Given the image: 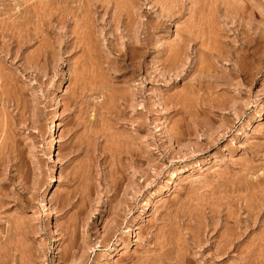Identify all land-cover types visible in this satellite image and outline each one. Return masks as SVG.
<instances>
[{
    "label": "rangeland",
    "instance_id": "rangeland-1",
    "mask_svg": "<svg viewBox=\"0 0 264 264\" xmlns=\"http://www.w3.org/2000/svg\"><path fill=\"white\" fill-rule=\"evenodd\" d=\"M39 1L0 0V225L18 264H264V0L110 1L137 16L95 34L47 32L31 8L27 34L13 12Z\"/></svg>",
    "mask_w": 264,
    "mask_h": 264
},
{
    "label": "bare ground",
    "instance_id": "bare-ground-1",
    "mask_svg": "<svg viewBox=\"0 0 264 264\" xmlns=\"http://www.w3.org/2000/svg\"><path fill=\"white\" fill-rule=\"evenodd\" d=\"M61 1V0H60ZM110 1H116V0H64V1H62V3H64L65 4V6H66V3H67V5H68V2L70 3V2H72L74 5H75V2H78L79 3V5H75V7L73 8V6L72 7H70V12H67L66 13V11L67 10H65V11H60L61 9H60V4H61V2H59L58 0H46V1H39L35 6H29V4L27 5L26 3V5L24 4V5H19V10H17L16 12H13V14H14V17H15V19H18L19 21H24V22H26L27 21V19H28V17H29V14H31V12H30V10H32L33 9V11L35 10L36 11V13H37V15L39 16V14H41V16H40V18H38V19H40L41 20V22H42V27L44 28V30H46L47 32H49V31H51V28H52V30L54 29H56V28H58V30H60V27L62 28V26L61 25H64V24H70V21L71 22H73L74 24H75V28L74 29H72V31L70 32V34L72 33V34H95V28L97 27V24H99V21H101L102 23L103 22H106L108 19H113V20H115L116 22H117V25H119L120 23L121 24H123V25H120L121 27L123 26L124 28L123 29H126L127 30V27H129L130 25H128V26H124V25H127V24H129V23H123L124 21H126V20H132L135 16H137V13H133V12H129L128 13V11H127V13L125 12V14H124V12H123V14H122V11L121 12H119V10H116L115 9V6L114 5H116V3L115 4H113V2H110ZM136 1V0H135ZM137 1H139L140 2V0H137ZM143 1H145V0H143ZM203 1V0H202ZM207 1V0H206ZM234 1V0H233ZM251 1V0H250ZM26 2V1H25ZM174 2V1H173ZM194 2V1H193ZM219 2V1H218ZM227 2V1H226ZM21 3V2H20ZM113 4V6H112V4ZM118 3V2H117ZM197 3V2H196ZM17 4V3H16ZM22 4V3H21ZM35 4V3H34ZM33 4V5H34ZM109 4L112 6H109ZM140 4V3H139ZM31 5V4H30ZM171 5V4H170ZM21 6H22V8H21ZM140 7V5H137V7ZM224 6V5H223ZM17 7V6H16ZM15 7V8H16ZM83 7V8H82ZM114 7V9H115V11H116V13H114L115 14V16L114 15H112V13L111 14H109L110 13V11L112 10V8ZM138 7V8H139ZM179 7V6H178ZM256 7V6H255ZM30 8V9H29ZM32 8V9H31ZM63 8V7H62ZM12 9V8H11ZM67 9V8H66ZM256 9V8H255ZM127 10V9H126ZM135 10V9H134ZM141 10V9H140ZM228 10V9H227ZM113 11V10H112ZM114 11V12H115ZM117 11H118V13H117ZM168 11H170V10H168ZM6 12H9V9L6 11ZM35 13V12H34ZM159 13V12H158ZM234 13V12H233ZM232 14V13H231ZM242 14V13H241ZM255 14H256V12H255ZM2 15V14H1ZM10 15L11 16H13L11 13H10ZM112 15V16H111ZM105 16H107L106 18H105ZM139 16V15H138ZM165 16V15H164ZM172 16V15H171ZM194 16V15H193ZM235 16V15H234ZM36 17V16H35ZM170 17V16H169ZM42 18V19H41ZM47 18V19H46ZM160 18V17H159ZM167 18V17H166ZM5 19H6V17H5ZM43 20V21H42ZM54 20V22H55V24L56 25H60V27H57L56 25L54 26V25H52V21ZM163 20V19H162ZM28 21H31V20H29L28 19ZM35 21V20H34ZM36 21H37V19H36ZM14 22V21H13ZM12 22V23H13ZM18 22V21H17ZM24 22H22V26L24 27V30H26L25 29V26L24 25H28V24H25ZM40 22V23H41ZM111 22V20L109 21L108 20V23H110ZM131 22V21H130ZM151 22H153V20L151 21ZM26 23H28V22H26ZM30 23V22H29ZM32 23V22H31ZM107 23V24H108ZM114 23V22H113ZM119 23V24H118ZM132 23H134L133 21H132ZM14 24H15V22H14ZM37 24V23H36ZM106 24V23H105ZM139 24V23H138ZM143 25H144V23H142ZM149 24V23H148ZM159 24H160V26L161 27H164V25H165V21H163V23L161 22V21H159ZM158 24V22H156V27H157V25H159ZM33 25V24H32ZM31 25V26H32ZM111 25V24H110ZM110 25H108V26H110ZM134 25V24H133ZM141 25V24H140ZM18 26V25H17ZM14 27V26H13ZM111 27V26H110ZM138 27H139V25H138ZM137 27V28H138ZM141 27H143L142 25H141ZM141 27H139V28H141ZM103 28V27H102ZM136 28V27H135ZM144 28V27H143ZM30 29H31V27L30 28H27V30H26V32L25 33H27V34H35V33H32V32H28V31H30ZM134 29V28H133ZM3 28L1 29V32H0V35H1V38L3 37V34H8L7 32V29L5 30V32L6 33H3ZM33 30V29H32ZM43 30V31H44ZM98 30V29H97ZM109 30H110V28H109ZM108 30V31H109ZM125 30V31H126ZM102 31V30H101ZM128 31H129V29H128ZM128 31H126L127 32V34H128ZM133 31V30H132ZM201 31V30H200ZM224 31V30H223ZM21 32V31H20ZM58 32V31H57ZM100 32V31H99ZM131 32V31H130ZM134 32V31H133ZM10 33V32H9ZM59 33V32H58ZM62 33V32H61ZM142 33V32H141ZM183 33V32H182ZM10 34H12V33H10ZM56 34V33H55ZM126 34V35H127ZM136 34H138V30H137V33ZM125 35V36H126ZM131 35V34H130ZM140 35V34H139ZM138 35V36H139ZM204 35V34H203ZM23 36V35H22ZM29 36V35H28ZM145 36V35H144ZM27 37V36H26ZM33 37V36H32ZM91 37V36H90ZM137 37V36H136ZM4 38V37H3ZM2 38V39H3ZM146 38V37H145ZM10 39H12V36H11V38ZM21 39V38H20ZM19 39V40H20ZM35 39V38H34ZM90 39V38H89ZM117 39V38H116ZM129 39V38H128ZM136 39V38H135ZM142 39V38H141ZM147 39V38H146ZM23 40V39H22ZM21 40V41H22ZM28 40V39H27ZM133 40V39H132ZM137 40V39H136ZM25 41V40H24ZM24 41H23V43H24ZM115 41V40H114ZM0 42H2L1 40H0ZM14 42H16V41H14ZM27 42V41H26ZM76 42V41H75ZM74 42V45H78L79 44V42L76 44ZM129 42V41H128ZM144 42V41H143ZM142 42V43H143ZM17 43V42H16ZM22 43V44H23ZM73 43V42H72ZM90 43V42H89ZM137 44L138 43H140V41H138L137 40V42H136ZM1 44V43H0ZM3 44V43H2ZM6 44H7V42H6ZM5 43H4V45H6ZM11 45H12V42L10 43ZM10 44H9V46H10ZM18 44V43H17ZM22 44H19V45H21V46H19L18 48H20V47H22L23 45ZM110 44V43H109ZM131 44V43H130ZM144 44V43H143ZM73 45V44H72ZM111 45V44H110ZM145 45V44H144ZM8 46V45H7ZM18 46V45H17ZM75 46V47H76ZM94 46V45H93ZM131 46H133V44H131ZM137 45H134V48L136 47ZM44 47V46H43ZM96 47V46H95ZM0 48H3V47H1V45H0ZM8 48V47H7ZM72 48V47H71ZM139 48H141V45H140V47ZM45 49V48H44ZM74 49V48H73ZM137 49H138V47H137ZM2 50V49H1ZM46 50V49H45ZM139 50V49H138ZM47 52V51H46ZM138 53V52H137ZM161 53V52H160ZM166 53V52H165ZM172 53V52H171ZM170 53V54H171ZM167 54V53H166ZM183 54V53H182ZM180 55V54H179ZM100 56V55H99ZM167 56V55H166ZM210 57V56H209ZM181 59V56L180 57H178L177 56V54H175L174 55V53H173V55H168V57H167V59L164 61V63L166 62L167 63V65H162V66H164V68H165V66H167V70H165L164 71V76L165 77H167V74H170L169 72H170V70L172 71V70H174V68L175 67H177L176 65H177V63H176V59L178 60V59ZM183 58V57H182ZM103 59V58H102ZM163 59V58H162ZM183 60V59H182ZM107 61V60H106ZM178 61H180V60H178ZM183 62V61H182ZM162 63H163V61H162ZM165 63V64H166ZM176 63V64H175ZM121 64V63H120ZM179 64V63H178ZM183 64V63H182ZM140 65V64H139ZM143 66V65H142ZM112 67V66H111ZM146 67V66H145ZM144 67V68H145ZM116 68V67H115ZM143 68V67H142ZM179 68V67H178ZM177 69V68H176ZM175 69V71H177ZM157 76H159V75H157ZM176 76H177V74H176ZM130 96V95H129ZM186 134V133H185ZM138 156V155H137ZM137 160V159H136ZM249 171V170H248ZM244 172V171H243ZM241 173V172H240ZM245 173V172H244ZM244 183V182H243ZM255 183V182H254ZM257 183V182H256ZM237 184V183H236ZM242 184V183H241ZM256 185V184H255ZM243 186V185H242ZM253 186V185H252ZM259 187V186H258ZM241 188V187H240ZM253 189V188H252ZM233 190H235V189H233ZM241 194V193H240ZM238 196V195H237ZM116 205V204H115ZM263 205V204H262ZM260 209V208H259ZM214 217V216H213ZM261 223V222H260ZM18 224V223H17ZM263 224V223H262ZM262 224L260 225V226H262ZM264 225V224H263ZM18 226V225H17ZM238 226V225H237ZM257 226H259V225H257ZM264 227V226H263ZM8 229H5V228H3L1 225H0V241H4V242H6V246H7V249L5 250L3 247H4V245L2 246V248L5 250V251H2L1 249H0V264H18L19 263V259H16V258H18L17 257V255H16V252L17 251H19V250H15V248L13 247V245L12 244H10L9 242H8V238L7 237H9L8 235H6V234H8L9 232L7 231ZM262 230V229H261ZM13 232V231H12ZM240 232V231H239ZM244 232V231H243ZM26 233V232H25ZM142 233H143V231H142ZM262 233V232H261ZM2 234H3V236H2ZM140 234V233H139ZM264 234V233H263ZM262 234V235H263ZM259 236V235H258ZM11 237V236H10ZM163 237V236H162ZM161 237V238H162ZM261 237V236H260ZM105 240V239H104ZM154 239H152V240H150V241H153ZM226 240H228V239H226ZM108 241V239L106 240V242ZM232 241V240H231ZM261 242L260 243H262L261 245H263L264 244V237L260 240ZM14 242V241H13ZM105 241H102V244L103 243H106ZM148 242L149 241H147V242H145V243H147V245H148ZM154 242V241H153ZM164 241H162V243H163ZM230 242V241H229ZM257 242V241H256ZM166 243V242H165ZM164 243V244H165ZM1 244V243H0ZM4 244V243H3ZM150 244V243H149ZM156 244H158L157 246H159V243H158V241H155V243H154V245L156 246ZM227 244V243H226ZM254 244V243H253ZM258 244V243H257ZM166 245V244H165ZM164 245V246H165ZM260 245V246H261ZM151 246V245H150ZM153 246V245H152ZM154 246V247H155ZM156 246V247H157ZM234 246V245H233ZM252 246V245H251ZM257 247H258V245H256ZM256 246H254V247H256ZM259 246V247H260ZM160 247H161V242H160ZM257 247L254 249V248H252V250L254 249V250H256L257 249ZM258 247V248H259ZM162 248H163V245H162ZM167 248V247H166ZM261 248H262V246H261ZM264 248V247H263ZM263 248H262V251H263ZM17 249V248H16ZM159 249V248H158ZM171 249V248H170ZM206 249V248H205ZM251 249V248H250ZM29 250V249H28ZM208 250V249H207ZM219 250V249H218ZM32 252H33V250H32ZM220 252V251H219ZM255 252V251H254ZM254 252H251V253H249L248 255H245V256H247V258H253V261H254V259H256V256H255V254H254ZM259 252H261V250L259 251ZM28 253V252H27ZM31 253V252H30ZM29 253V254H30ZM144 253V252H143ZM246 253V252H245ZM248 253V252H247ZM246 253V254H247ZM221 254H223L224 255V253H221ZM226 254V253H225ZM240 254V253H239ZM241 255H243V254H241ZM257 255V254H256ZM157 256V255H156ZM215 256V255H214ZM217 256V255H216ZM219 256H220V254L218 255V257L217 258H219ZM237 256V255H236ZM30 257V256H29ZM176 257V256H175ZM222 257V256H221ZM241 257H243V256H241ZM261 258H262V256H260ZM31 258V257H30ZM215 258V257H214ZM138 259V258H137ZM240 259V258H239ZM245 259V258H244ZM258 259H260L259 257H258ZM18 260V262L16 263V261ZM248 260V259H247ZM261 260V259H260ZM252 261V262H253ZM259 260H257L256 259V261H255V264H257L256 262H258ZM25 262V261H24ZM134 263V262H133ZM146 263V262H145ZM260 264H263L261 261L259 262ZM258 263V264H259ZM163 264V263H162Z\"/></svg>",
    "mask_w": 264,
    "mask_h": 264
}]
</instances>
